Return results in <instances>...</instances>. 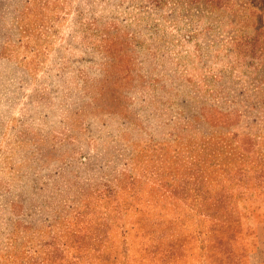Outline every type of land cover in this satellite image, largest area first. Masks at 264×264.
<instances>
[{"label":"rangeland","instance_id":"rangeland-1","mask_svg":"<svg viewBox=\"0 0 264 264\" xmlns=\"http://www.w3.org/2000/svg\"><path fill=\"white\" fill-rule=\"evenodd\" d=\"M0 264H264V0H0Z\"/></svg>","mask_w":264,"mask_h":264},{"label":"trees","instance_id":"trees-1","mask_svg":"<svg viewBox=\"0 0 264 264\" xmlns=\"http://www.w3.org/2000/svg\"><path fill=\"white\" fill-rule=\"evenodd\" d=\"M219 199H220V204H221L222 202L224 203L225 202V199H227V198H226V196H221ZM226 221H227V219H226ZM222 222L223 223H226L225 220H222Z\"/></svg>","mask_w":264,"mask_h":264}]
</instances>
